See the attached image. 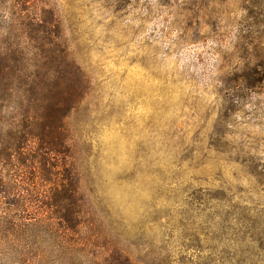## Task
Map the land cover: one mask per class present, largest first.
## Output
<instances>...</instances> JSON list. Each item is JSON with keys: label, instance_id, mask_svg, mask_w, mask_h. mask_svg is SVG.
<instances>
[{"label": "rangeland", "instance_id": "obj_1", "mask_svg": "<svg viewBox=\"0 0 264 264\" xmlns=\"http://www.w3.org/2000/svg\"><path fill=\"white\" fill-rule=\"evenodd\" d=\"M51 16L83 93L65 119L82 225L35 222L30 156L0 168L22 178L0 264H264V0H0L17 75L57 57ZM21 102L0 101L1 130Z\"/></svg>", "mask_w": 264, "mask_h": 264}, {"label": "trees", "instance_id": "obj_2", "mask_svg": "<svg viewBox=\"0 0 264 264\" xmlns=\"http://www.w3.org/2000/svg\"><path fill=\"white\" fill-rule=\"evenodd\" d=\"M41 28L46 29L48 35L45 39L54 48L51 54L57 53V57L51 55L38 58V65L44 63L46 67L44 70L39 69L42 75L38 65L37 71L32 74L20 72L17 75L16 66L13 65L17 59L13 55L0 60V101L7 105L16 103V97L22 100L17 114H12L17 123L11 124L8 130H1L0 127V168L7 171L5 168L10 170L16 163L22 167L28 166L30 156L37 165L38 174L43 175L39 176L41 190H37L30 202L35 206L38 216L35 222L50 228L54 233L62 228L77 234L82 225V207L78 198L79 181L73 165L69 163L72 149L65 129V119L81 100L83 93L74 88L71 82L67 83L68 74L64 73L68 72L69 62L62 56L63 49L59 50L60 31L54 16H51L47 25H40ZM64 66V73L58 72ZM63 97L64 103L61 104ZM3 175L0 178V199L3 196L7 198L6 195L16 197L15 190L22 178L17 175L6 178ZM45 187L51 189L46 193L43 190ZM28 204L24 202L23 206ZM6 211L5 208L0 209V222L7 219ZM49 216H53L52 219ZM51 220L58 221L59 227L55 223V226H50ZM113 264L129 263L119 255Z\"/></svg>", "mask_w": 264, "mask_h": 264}]
</instances>
